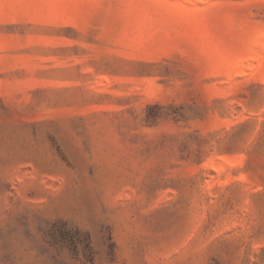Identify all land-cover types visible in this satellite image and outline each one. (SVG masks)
Segmentation results:
<instances>
[{
    "label": "rangeland",
    "instance_id": "1",
    "mask_svg": "<svg viewBox=\"0 0 264 264\" xmlns=\"http://www.w3.org/2000/svg\"><path fill=\"white\" fill-rule=\"evenodd\" d=\"M0 264H264V0H0Z\"/></svg>",
    "mask_w": 264,
    "mask_h": 264
}]
</instances>
